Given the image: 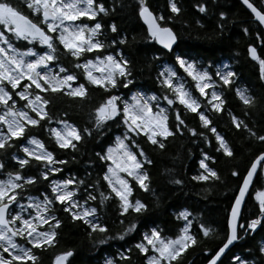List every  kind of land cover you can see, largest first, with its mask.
<instances>
[{"label": "snow or ice", "instance_id": "6c2138e0", "mask_svg": "<svg viewBox=\"0 0 264 264\" xmlns=\"http://www.w3.org/2000/svg\"><path fill=\"white\" fill-rule=\"evenodd\" d=\"M20 3L22 6L18 7L12 0H0V156L17 149L11 155L16 169L3 172L0 179V264H40L41 252L59 246V228L63 221L58 212H63L73 223L82 224L90 238L96 234L99 238L94 240L95 244L122 240L136 229V223L130 221L113 237L103 217L108 204L114 205L116 222L122 226V217L139 216L148 211V205L133 195L134 187L151 191L145 165L152 161L138 139L163 150L168 138L189 133L209 144L206 130L215 141L216 152L227 159L234 158L233 146L206 114L222 111L225 101L220 89L236 78L227 64L211 71L195 59L176 55L174 66L178 68L165 65L156 75L159 94L134 91L126 97L118 92L121 88L130 90L129 85L133 83L132 63L119 47L126 43L127 37L115 23H102V17L114 13L117 5L124 7L123 0H112L111 4L105 0H20ZM241 3L264 26V0H257L259 7L252 0H241ZM194 7L207 14L209 0H198ZM167 8L169 14L165 16L154 12L147 0H135V12L147 26V38L171 49L178 41L171 23L182 14V8L178 0H167ZM227 15L224 11L218 13L221 21ZM196 24L200 25V21L196 20ZM223 26L218 22L219 28ZM105 29L115 38L105 37ZM113 45L116 47L112 48ZM261 46L264 47V40ZM61 54L70 60L74 70L60 63ZM247 54L258 63L260 79L264 81V57L252 44L247 46ZM89 89L103 93L90 108V127L70 121L67 112L54 116L49 111L51 98L56 96L90 103ZM194 91L198 96L193 95ZM234 94L241 105V115L229 112L230 123L247 139L264 145V134H258L255 124L250 126L245 119L257 108V98L247 87L236 88ZM200 98L204 100L203 107ZM182 112L194 113L204 130L197 132L188 127L181 118ZM260 115L264 116V105ZM108 123L116 124L123 131L102 153H96L103 167L95 180H91L89 173L83 177L73 173L52 178L54 174L62 175L63 166L68 162L59 159L58 153L78 152V145L86 137H91L93 132L103 135L102 129ZM36 127L43 129L49 146L28 134V129ZM71 158L75 160V155ZM215 160V156L202 151L198 161L200 170L191 179L220 183L221 175L212 166ZM4 168L5 163L0 162V171ZM29 168H34L35 174H27ZM230 174L241 182L226 218L224 238L215 250L203 249L210 257L206 264H223L222 254L234 241L242 239L241 232L249 235L258 226L264 228V185L254 193L249 191L256 180L264 181V150L255 154L242 176L236 169ZM42 181L46 191L30 195ZM172 182L183 183L180 179ZM246 194L254 196L258 209L256 214L250 213L252 219L244 217ZM191 215L187 209L177 213V218L184 223L174 236L163 234L158 226L148 228L131 248L107 257L104 264H134L133 249L142 257L143 264H182L188 250L200 246L203 238L216 231L203 223L193 230ZM258 254H264V243L259 245ZM72 256L71 248L58 251L53 254L51 264H71ZM231 259L235 264H257L236 255ZM259 264H264V255H260Z\"/></svg>", "mask_w": 264, "mask_h": 264}, {"label": "trees", "instance_id": "16d2710c", "mask_svg": "<svg viewBox=\"0 0 264 264\" xmlns=\"http://www.w3.org/2000/svg\"><path fill=\"white\" fill-rule=\"evenodd\" d=\"M12 2L18 7L22 6L20 0H12ZM105 2L111 4L112 0H105ZM147 2L154 12L159 11L165 16L169 14L167 0H147ZM178 2L182 8V14L174 18L171 23L178 36V41L171 51L163 50L155 40L147 38L146 27L135 12V0H123L124 7L121 8L117 5L114 13L102 17L103 24L115 23L121 30V34L127 37L126 43L119 47L132 63L130 79L133 83L129 85L130 90L121 88L118 94L128 96L133 91L157 92L159 94L156 75L164 64L174 66L176 55L186 56L196 61L201 60L202 65L207 66L211 71H215V66L219 63L226 62L231 71L236 73V78L229 86H222L220 89L225 101L222 111L220 113L210 111L206 114L216 126L217 131L224 134L233 146L234 158L227 159L223 157L222 153H217L215 141L206 130L205 135L209 138V144L203 143L200 138L193 137L189 133L168 138L163 150L138 139V143L141 144L152 161L150 165H145L151 180V191L145 192L134 187L133 195L148 205V211L139 216L134 214L130 217L127 215L122 217L121 219L124 221L122 226L116 222L117 213L114 205L108 204L104 209L103 217L108 222L111 229L110 235L113 237L117 232L122 231L130 221H134L137 228L122 240L110 239L105 244H95L94 240L99 238L96 234L90 238L87 229L82 224L73 223L63 212H58L57 214L63 221L59 228V246L41 252L40 264H51L54 253L69 248L73 250V256L69 258L71 264H104L107 257L114 256L118 251L131 248L140 238L141 233L148 228L158 226L163 230V234L174 236L184 223L182 219L177 218V213L184 209L192 214L189 219L193 220V230H195V226L203 223L206 226L210 225L216 231L212 236L203 238V243L200 246L188 250L183 257L182 264H204L210 257L203 249L215 250L224 238L227 230L226 218L234 194L238 189L237 186L241 182L238 177H233L230 173L236 169L242 176L255 154L264 150V145L247 139L245 134L241 130L235 129L229 120V112L241 115V105L234 90L238 87H247L251 94L257 98L258 104L254 113L250 111L249 116L245 118L246 122L250 126L255 124L258 134H264V116L260 115L261 105L264 102V81L260 79L258 63L247 54V46L252 44L257 47L258 54L264 57V47L261 46L262 40H264V31L238 0H214V3L213 0H209L207 14L199 12L194 7L198 0H178ZM252 2L259 7L257 0H252ZM220 11L228 14L225 21L220 20L218 16ZM25 14H27V10H25ZM196 20L200 21V25L196 24ZM218 22L223 23L222 29L218 27ZM244 28H247V33L243 31ZM105 37L110 39L115 38V35L105 29ZM107 42L105 39V43ZM115 47L116 45L112 46V48ZM60 63L64 67L74 70L71 69L70 60L63 54L60 55ZM174 67L178 68V65ZM89 93L90 103L73 101L63 96L52 97V106L49 111L54 116L67 112L70 121L90 127L88 115L90 108L102 98L103 93L98 89H89ZM193 95L198 96V93L194 91ZM200 100L203 107L204 100L203 98ZM181 118L188 127L195 128L197 132L204 130L194 113L182 112ZM171 122L170 115V126ZM27 131L29 135L37 136L45 142L46 146H49L42 128H30ZM102 131L103 135L93 132L91 137H86L83 143L78 145V152L58 153L59 159H65L68 162L63 166L62 175L54 174L52 178L60 179L73 173L78 177H83L85 173H89L91 180H95L103 167V162L97 159L96 153H102V150L106 149L114 141V138L122 133L123 129L118 128L116 124L108 123ZM49 150L52 148L49 147ZM16 151L17 149L14 148L9 154L0 156V162L5 163V168L0 171V179L3 178V172L16 169V161L11 159V155ZM202 151L216 157L212 166L221 175L220 183L209 184L191 179L200 170L198 161ZM72 155H75V160H72ZM35 171L34 168H29L27 174H35ZM175 179H180L183 183L177 185L172 182ZM261 185H264V181L256 180L250 193H254L255 189ZM44 191L46 188L42 181L29 194L37 196L38 193ZM257 211L254 196L248 195L244 205V217L252 219L250 213L256 214ZM240 235L242 239L238 240L223 257V264H232V255L249 261H257L259 264L260 255H264L258 254L259 245L264 243V228L258 226V229L251 234L245 235L241 232ZM133 256L134 264H143L142 257L136 254L134 249Z\"/></svg>", "mask_w": 264, "mask_h": 264}, {"label": "water", "instance_id": "95a60500", "mask_svg": "<svg viewBox=\"0 0 264 264\" xmlns=\"http://www.w3.org/2000/svg\"><path fill=\"white\" fill-rule=\"evenodd\" d=\"M240 3H241V0H238ZM242 4V3H241ZM243 5V4H242ZM244 6V5H243ZM245 8H246V6H244ZM247 9V8H246ZM248 11H249V13H250V10L249 9H247ZM251 14V13H250ZM252 18H253V16H252ZM253 20H254V18H253ZM142 21V20H141ZM255 21V20H254ZM255 22H257L258 23V21H255ZM142 23H143V21H142ZM144 24V23H143ZM259 24V23H258ZM260 25V24H259ZM144 26L145 27H147L145 24H144ZM260 27L262 28V30L264 31V26H262V25H260ZM177 43V42H176ZM176 43L174 44V46H173V48H171V49H167V48H164V46L163 45H161V44H159L158 42H157V45L158 46H160L163 50H166V51H171V50H173L174 49V47H175V45H176ZM263 105H264V102H263ZM252 186L253 185H250V187H249V191L251 190V188H252ZM238 190V189H237ZM247 197H248V194H246V200H247ZM234 200V199H233ZM244 207V206H243ZM229 213V212H228ZM238 241V240H237ZM237 241H234L233 242V244L232 245H230L229 246V249H227L226 251H225V253L224 254H222V257H221V259H223V257L227 254V252L236 244V242ZM204 264H206V262L204 263Z\"/></svg>", "mask_w": 264, "mask_h": 264}, {"label": "rangeland", "instance_id": "374dc122", "mask_svg": "<svg viewBox=\"0 0 264 264\" xmlns=\"http://www.w3.org/2000/svg\"><path fill=\"white\" fill-rule=\"evenodd\" d=\"M197 60H199V59H197ZM199 63L201 62V64H203L202 63V61L201 60H199L198 61ZM224 64H226V62H221V63H219L217 66H215V69L218 67V66H220V65H224ZM165 65H168V66H172V65H170V64H164V66ZM164 66H162V69L164 68ZM229 67V66H228ZM161 69V70H162ZM229 69L231 70V68L229 67ZM207 91V90H206ZM134 92V91H133ZM132 93V92H131ZM131 93L128 95V96H130L131 95ZM127 97V96H126ZM232 260V259H231ZM232 264H235V262L234 261H232Z\"/></svg>", "mask_w": 264, "mask_h": 264}, {"label": "bare ground", "instance_id": "6f19581e", "mask_svg": "<svg viewBox=\"0 0 264 264\" xmlns=\"http://www.w3.org/2000/svg\"><path fill=\"white\" fill-rule=\"evenodd\" d=\"M86 144V143H85Z\"/></svg>", "mask_w": 264, "mask_h": 264}]
</instances>
